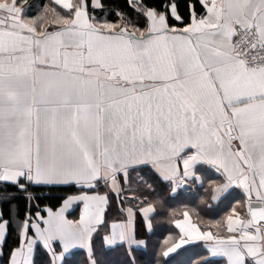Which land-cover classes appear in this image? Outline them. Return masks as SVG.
<instances>
[{
    "label": "snow or ice",
    "instance_id": "1",
    "mask_svg": "<svg viewBox=\"0 0 264 264\" xmlns=\"http://www.w3.org/2000/svg\"><path fill=\"white\" fill-rule=\"evenodd\" d=\"M163 215L148 264H264V0H0V264H141Z\"/></svg>",
    "mask_w": 264,
    "mask_h": 264
},
{
    "label": "trees",
    "instance_id": "2",
    "mask_svg": "<svg viewBox=\"0 0 264 264\" xmlns=\"http://www.w3.org/2000/svg\"><path fill=\"white\" fill-rule=\"evenodd\" d=\"M203 195L204 193L202 189H196L194 190V192L187 195L181 193L175 200L171 201L170 207L177 209V215H180L183 211L188 210L191 212V215H193V217L196 218L197 221L204 222L205 220H208L213 222L215 221L216 218L214 216L215 212L221 209L222 207H224L226 210L227 202L223 204L212 205L209 210L207 208V205H201L199 202V197ZM185 205H187V207H185ZM75 212H77V209L75 210ZM197 212L199 213V215L196 214ZM170 233L173 236L176 235L175 230L171 225V219L167 215L158 217L157 223L155 225V234L148 237L149 248L144 254L140 255L141 264H148V261L152 256L154 247L160 244L163 241V239L166 238ZM13 242H14V237L13 240L9 242V244L11 245ZM199 251H201L200 248H194L192 251L187 252L182 256L175 257V260L180 261L181 264H190V261L195 256V253ZM111 258L116 259L117 254L116 253L111 254ZM78 259L82 264L83 255L81 254ZM213 262L214 264H225V262L220 259H213Z\"/></svg>",
    "mask_w": 264,
    "mask_h": 264
},
{
    "label": "crops",
    "instance_id": "3",
    "mask_svg": "<svg viewBox=\"0 0 264 264\" xmlns=\"http://www.w3.org/2000/svg\"><path fill=\"white\" fill-rule=\"evenodd\" d=\"M192 192H194V190H193V191H190V192H187V193H185V192H181V193L187 195V194H190V193H192ZM237 198H238V197H237ZM209 203H210L211 205H215V204H216L215 202H211V201H209ZM207 208L210 210V208H209L208 206H207ZM223 208H224V207H222L221 209H219L218 211L215 212V214H214V216L216 217L215 220H218V219H220V218L223 216L224 212L226 211L225 208H224V209H223ZM78 215H79V209L77 208V212H74V216H70L69 218H70V219H71V218H78ZM177 216H180V215H177ZM191 218H192V221H193L194 223H198V225H199L202 229H206L207 226L210 224V222H212V221H208V220H205L204 222H203V221H197L196 218L193 217V215H191ZM171 225H172V227L174 228L175 233H177V232H178V229H175V227H174V225H173L172 223H171ZM213 259H220V260H223V261L225 262V264H226V260H225L224 258L216 257V258H213Z\"/></svg>",
    "mask_w": 264,
    "mask_h": 264
}]
</instances>
